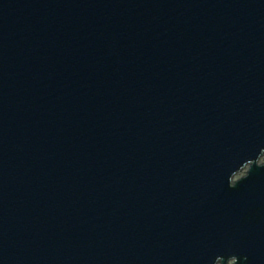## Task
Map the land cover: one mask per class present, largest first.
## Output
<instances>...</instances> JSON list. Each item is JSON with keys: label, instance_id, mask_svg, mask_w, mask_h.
Instances as JSON below:
<instances>
[{"label": "water", "instance_id": "water-1", "mask_svg": "<svg viewBox=\"0 0 264 264\" xmlns=\"http://www.w3.org/2000/svg\"><path fill=\"white\" fill-rule=\"evenodd\" d=\"M229 262L264 264V0H0V264Z\"/></svg>", "mask_w": 264, "mask_h": 264}, {"label": "rangeland", "instance_id": "rangeland-1", "mask_svg": "<svg viewBox=\"0 0 264 264\" xmlns=\"http://www.w3.org/2000/svg\"><path fill=\"white\" fill-rule=\"evenodd\" d=\"M244 174V171H241L240 173H238V174H236L235 176H234V180H236V179H238L239 177H241L242 175ZM231 262H229L228 264H230Z\"/></svg>", "mask_w": 264, "mask_h": 264}, {"label": "clouds", "instance_id": "clouds-1", "mask_svg": "<svg viewBox=\"0 0 264 264\" xmlns=\"http://www.w3.org/2000/svg\"><path fill=\"white\" fill-rule=\"evenodd\" d=\"M231 258H237V256H235V255H232V256H230Z\"/></svg>", "mask_w": 264, "mask_h": 264}]
</instances>
